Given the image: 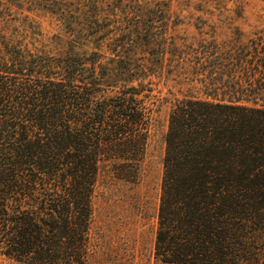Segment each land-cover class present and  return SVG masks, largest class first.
<instances>
[{"label": "trees", "instance_id": "trees-1", "mask_svg": "<svg viewBox=\"0 0 264 264\" xmlns=\"http://www.w3.org/2000/svg\"><path fill=\"white\" fill-rule=\"evenodd\" d=\"M107 2L0 0V255L8 259L89 264L101 167L125 182L139 177L155 106L149 67L130 58L106 67L73 43L56 55L29 36H42L29 14L49 12L67 26L78 21L77 39L95 40L93 16ZM24 13L28 24L13 30L12 16ZM205 52L218 85L207 98L177 100L169 114L154 255L162 264H264V31L212 41Z\"/></svg>", "mask_w": 264, "mask_h": 264}, {"label": "rangeland", "instance_id": "rangeland-1", "mask_svg": "<svg viewBox=\"0 0 264 264\" xmlns=\"http://www.w3.org/2000/svg\"><path fill=\"white\" fill-rule=\"evenodd\" d=\"M102 6L100 17L93 16L95 40L77 39L71 30L78 21L70 18L67 26L49 12L29 14L42 33L29 36L56 55L69 53L73 43L75 53H99L106 67H122L127 58L131 66L149 67L155 106L139 177L125 182L101 167L91 199L89 264H162L154 245L169 114L177 100L207 98L218 85L204 62L210 42H243L264 31V0H109ZM26 14L12 16L13 30L28 24L21 21ZM121 76L119 84H128L130 76ZM0 264L23 263L0 255Z\"/></svg>", "mask_w": 264, "mask_h": 264}]
</instances>
